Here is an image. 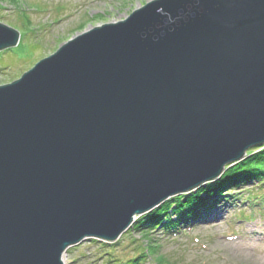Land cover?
Returning a JSON list of instances; mask_svg holds the SVG:
<instances>
[{
  "label": "water",
  "instance_id": "95a60500",
  "mask_svg": "<svg viewBox=\"0 0 264 264\" xmlns=\"http://www.w3.org/2000/svg\"><path fill=\"white\" fill-rule=\"evenodd\" d=\"M261 145L264 0H151L0 84V264H66Z\"/></svg>",
  "mask_w": 264,
  "mask_h": 264
},
{
  "label": "rangeland",
  "instance_id": "374dc122",
  "mask_svg": "<svg viewBox=\"0 0 264 264\" xmlns=\"http://www.w3.org/2000/svg\"><path fill=\"white\" fill-rule=\"evenodd\" d=\"M149 1L0 0V22L21 33L17 45L0 50V84L19 78L72 37L103 23L126 19ZM252 187L243 185L234 190L233 196L221 197L212 210L202 211V220L176 235L155 230L151 236L159 244L158 253L172 264H264V207H255L242 196ZM131 226L115 246L92 238L70 247L64 255L65 263L120 264L135 257L150 241ZM157 263L152 254L138 262Z\"/></svg>",
  "mask_w": 264,
  "mask_h": 264
},
{
  "label": "trees",
  "instance_id": "16d2710c",
  "mask_svg": "<svg viewBox=\"0 0 264 264\" xmlns=\"http://www.w3.org/2000/svg\"><path fill=\"white\" fill-rule=\"evenodd\" d=\"M251 184L254 187L247 190V194L242 195L244 200H250L255 207L261 205L264 207V145L250 148L244 159L228 166L216 180L201 185L196 190L167 199L156 209L140 215L131 228L141 231L144 237L148 236L150 242L138 255L120 264H138L151 254L155 255L157 264H172L167 256L158 253L159 244L154 243L151 234L160 229L163 233L176 235L182 228L202 220L204 212L212 210L221 197H231L237 188ZM104 242L106 245L116 244V242Z\"/></svg>",
  "mask_w": 264,
  "mask_h": 264
},
{
  "label": "bare ground",
  "instance_id": "6f19581e",
  "mask_svg": "<svg viewBox=\"0 0 264 264\" xmlns=\"http://www.w3.org/2000/svg\"><path fill=\"white\" fill-rule=\"evenodd\" d=\"M177 195H179V194H177ZM177 195H175V196H177ZM175 196H172L171 198H173V197H175ZM171 198H170V199H171Z\"/></svg>",
  "mask_w": 264,
  "mask_h": 264
}]
</instances>
